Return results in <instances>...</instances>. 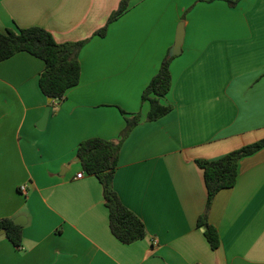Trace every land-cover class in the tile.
Wrapping results in <instances>:
<instances>
[{"label":"crops","instance_id":"crops-1","mask_svg":"<svg viewBox=\"0 0 264 264\" xmlns=\"http://www.w3.org/2000/svg\"><path fill=\"white\" fill-rule=\"evenodd\" d=\"M119 2L0 0V31L39 26L57 42L90 38L79 82L61 100L39 88L41 59L20 51L0 61V219H26L20 246L1 232L0 264H264V147L239 160L235 185L211 202L216 249L197 226L207 191L196 162L264 138V0H130L104 36H92ZM179 22L181 52L161 98L172 109L147 120L141 93ZM120 109L141 116L113 176L146 230L128 244L111 233L102 185L77 156L85 139L120 138Z\"/></svg>","mask_w":264,"mask_h":264},{"label":"trees","instance_id":"trees-1","mask_svg":"<svg viewBox=\"0 0 264 264\" xmlns=\"http://www.w3.org/2000/svg\"><path fill=\"white\" fill-rule=\"evenodd\" d=\"M231 6L240 0H225ZM130 0H120L117 8L111 12L106 23L97 29L92 36H104L109 24L121 17L129 8ZM90 38L57 42L52 33L43 27L31 26L25 28L0 31V61L13 54L25 51L44 62L38 83L41 92L52 101L61 100L65 92L75 86L80 78L79 52ZM169 52V51H168ZM174 56L168 53L161 61L158 71L151 77L141 93V101L149 103L147 120H156L166 115L171 105L161 102V98L171 88L170 62ZM125 117L126 125L118 140L89 138L77 146V156L83 170L95 175L102 185L104 204L109 211V227L111 233L122 243H131L146 235L142 220L120 200L113 187V176L118 162L119 150L123 140L131 129L140 121V114ZM264 147V138L243 145L215 160H196L203 171L204 184L207 191L206 208L197 218V226L203 228V233L212 249L219 245L217 229L208 221V210L214 196L222 189L235 185L238 176L239 160L251 155ZM0 229L5 231L7 238L15 246L22 241V225L15 224L11 218L0 219Z\"/></svg>","mask_w":264,"mask_h":264},{"label":"water","instance_id":"water-1","mask_svg":"<svg viewBox=\"0 0 264 264\" xmlns=\"http://www.w3.org/2000/svg\"><path fill=\"white\" fill-rule=\"evenodd\" d=\"M183 38H184V26H183V22H179V24L177 26L176 34H175L174 43L170 47L169 52H168L169 56H174V55H177V54H179L181 52V45L183 43ZM48 101L50 102L51 99L48 98ZM49 109H50V106L48 105L45 108L42 117L37 122V127L39 129H43L44 128L46 120H47V117H48ZM13 221H14L15 224L23 225V224H25L26 219H25L24 216H18ZM1 232H5V231L0 229V234H1Z\"/></svg>","mask_w":264,"mask_h":264},{"label":"built area","instance_id":"built-area-1","mask_svg":"<svg viewBox=\"0 0 264 264\" xmlns=\"http://www.w3.org/2000/svg\"><path fill=\"white\" fill-rule=\"evenodd\" d=\"M82 175H83V173H79V174L77 175V177H78V178H81ZM19 190L22 191V192H26V191H27V186H26L25 184H22V185L19 186Z\"/></svg>","mask_w":264,"mask_h":264}]
</instances>
